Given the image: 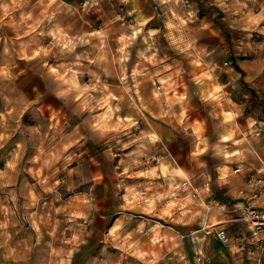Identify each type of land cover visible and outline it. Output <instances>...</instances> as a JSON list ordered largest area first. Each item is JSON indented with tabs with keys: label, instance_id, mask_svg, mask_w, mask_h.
<instances>
[{
	"label": "clouds",
	"instance_id": "1",
	"mask_svg": "<svg viewBox=\"0 0 264 264\" xmlns=\"http://www.w3.org/2000/svg\"><path fill=\"white\" fill-rule=\"evenodd\" d=\"M0 264H264V0H0Z\"/></svg>",
	"mask_w": 264,
	"mask_h": 264
},
{
	"label": "crops",
	"instance_id": "2",
	"mask_svg": "<svg viewBox=\"0 0 264 264\" xmlns=\"http://www.w3.org/2000/svg\"><path fill=\"white\" fill-rule=\"evenodd\" d=\"M219 195V194H218ZM227 202H230V201H227ZM214 246L217 248V249H219V248H222L223 246L220 244V242L219 241H215L214 242ZM226 249H225V253H226Z\"/></svg>",
	"mask_w": 264,
	"mask_h": 264
},
{
	"label": "rangeland",
	"instance_id": "3",
	"mask_svg": "<svg viewBox=\"0 0 264 264\" xmlns=\"http://www.w3.org/2000/svg\"><path fill=\"white\" fill-rule=\"evenodd\" d=\"M229 36H230V34H229ZM227 202V201H226Z\"/></svg>",
	"mask_w": 264,
	"mask_h": 264
}]
</instances>
